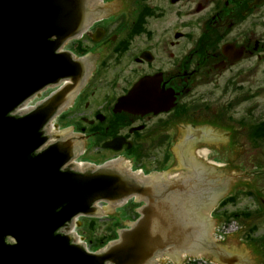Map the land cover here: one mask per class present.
Wrapping results in <instances>:
<instances>
[{
	"label": "flooded vegetation",
	"instance_id": "flooded-vegetation-1",
	"mask_svg": "<svg viewBox=\"0 0 264 264\" xmlns=\"http://www.w3.org/2000/svg\"><path fill=\"white\" fill-rule=\"evenodd\" d=\"M99 5L110 14L72 44L94 67L66 117L86 135L90 161L133 156L154 172L174 161L179 139L201 135L192 152L251 157L250 183L264 178V0ZM133 88L134 113H115ZM114 139L113 148L104 147Z\"/></svg>",
	"mask_w": 264,
	"mask_h": 264
},
{
	"label": "water",
	"instance_id": "water-1",
	"mask_svg": "<svg viewBox=\"0 0 264 264\" xmlns=\"http://www.w3.org/2000/svg\"><path fill=\"white\" fill-rule=\"evenodd\" d=\"M86 3L0 0V264H151L163 252L209 247L208 222L191 204L190 187L197 180L143 179L115 164L64 171L58 157L66 149L52 144L40 151L48 140V122L85 78L75 79L76 66L84 68V61L75 63L57 51L87 26ZM66 77H72V86L17 113L27 99ZM233 174L250 180L240 170ZM132 196L146 202L140 219L95 254L60 231L74 216L96 217V201L121 206ZM206 199L205 193L199 201ZM243 237L234 234L227 245L247 252ZM246 247L253 250L250 264H260L254 247Z\"/></svg>",
	"mask_w": 264,
	"mask_h": 264
},
{
	"label": "rangeland",
	"instance_id": "rangeland-1",
	"mask_svg": "<svg viewBox=\"0 0 264 264\" xmlns=\"http://www.w3.org/2000/svg\"><path fill=\"white\" fill-rule=\"evenodd\" d=\"M130 15H132V13H128V16H130ZM246 158H247L246 156H243V157L242 156H236L235 160L237 159L238 165L240 167H242L243 163H244V166L247 165ZM238 159H241L242 166L240 165L241 161ZM250 161H251V157H250ZM236 170H240V169H238L235 165L230 167V171H236ZM240 171L244 172L243 169H241ZM251 172H252V166L250 165L249 168H247V171L244 173L249 174ZM263 180H264V178L262 176L258 178L255 190L259 191L260 195L264 198V182H263ZM240 189L244 190V187H240ZM238 202H240L239 207H246L248 205V200L244 199L243 196H239ZM133 212H135V207H134V205L129 204L128 210H119V216L114 218L113 221L114 222H117V221L120 222L119 220H121V218H124L127 220V219H129L128 214H132ZM113 221H111V222H113ZM263 221H264V219H258L255 221L256 225L259 224V230H258V233L256 236L264 234V222ZM108 223L109 222H101L98 224L100 228H98V230L96 232V236H100L101 234L103 235L104 233H106V232L109 233V231H111V227H113L114 225H110V223L109 224ZM238 225L240 226V224H238ZM253 247L256 251V254L258 256L260 264H264V247H261V246H253Z\"/></svg>",
	"mask_w": 264,
	"mask_h": 264
}]
</instances>
